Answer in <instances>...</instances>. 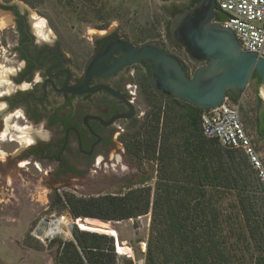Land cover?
Here are the masks:
<instances>
[{
	"label": "trees",
	"instance_id": "obj_1",
	"mask_svg": "<svg viewBox=\"0 0 264 264\" xmlns=\"http://www.w3.org/2000/svg\"><path fill=\"white\" fill-rule=\"evenodd\" d=\"M254 78L260 83L255 71ZM140 81L148 110L119 139L140 174L124 191L65 194L57 201L72 221L121 222L149 215L143 264H264V186L258 172L242 151L202 134L203 110L156 95ZM228 97L235 101L239 96ZM258 137H264V125ZM73 226L71 239L50 241L56 244L55 264H117L112 236L79 229L99 231L94 226Z\"/></svg>",
	"mask_w": 264,
	"mask_h": 264
},
{
	"label": "rangeland",
	"instance_id": "obj_2",
	"mask_svg": "<svg viewBox=\"0 0 264 264\" xmlns=\"http://www.w3.org/2000/svg\"><path fill=\"white\" fill-rule=\"evenodd\" d=\"M70 2L72 6H69ZM70 2L66 0H0V23L4 22L6 25L0 28L1 45L6 48V40L12 39V29L8 21L9 12L2 11L1 6L14 4L22 14L27 11L32 31L35 32L33 27L36 24L43 27L40 34L35 32L38 35L36 39L39 41L57 39L66 51L77 53L81 47L88 48L89 41L98 31L105 30L116 32L135 46L146 42L160 44L169 55L181 61L188 76L196 68L182 48L175 45L167 35V28L174 15L170 14L169 10L173 6H180L182 1L97 0L94 4L85 0ZM93 7L97 9L94 10ZM3 64L5 68L9 66L7 63ZM131 84L137 83L131 82ZM253 86L254 83L251 81L244 94L237 100L240 101L239 111L246 133L259 152L264 166L261 148L263 139L259 138L254 131V110L258 98ZM159 100L164 105L165 99ZM135 105L136 120L141 121L142 114L148 108L140 97L135 100ZM14 120L18 121L19 127H23L17 128L19 132L17 136L24 135L20 132L22 129L31 128L21 117ZM4 121V130L7 132L10 129V117L6 116ZM0 126V134H3V126ZM40 128L39 126L34 130L44 133ZM6 135L5 133L2 137L0 136V264H55L56 244L50 246V241H65L71 238L57 236L40 240L34 235L37 226L46 220L56 218L68 220L72 228L76 227L73 225L86 226V224H79L78 219L73 222L66 208L62 206L63 203L58 202L56 198L64 199L65 194L92 197L118 192L120 189L124 191V186L130 183L132 176L139 175L141 172L138 165L124 154L122 146L115 143L107 154L102 155L100 166H95L94 161L85 167L79 166L75 173L56 175L49 172L50 166H45L29 156L30 146L11 140L17 137L15 135H11L10 141ZM33 142L34 140L32 144ZM147 184L152 186L153 181ZM104 224L115 230L125 253H129L117 254V264H138L145 251L149 215ZM72 228L69 230L70 234ZM79 229L106 234L100 230ZM107 232L110 233V230ZM115 232L112 231L114 239Z\"/></svg>",
	"mask_w": 264,
	"mask_h": 264
},
{
	"label": "flooded vegetation",
	"instance_id": "obj_3",
	"mask_svg": "<svg viewBox=\"0 0 264 264\" xmlns=\"http://www.w3.org/2000/svg\"><path fill=\"white\" fill-rule=\"evenodd\" d=\"M180 1V6L169 10L170 14L200 0ZM1 8L9 12L12 29V39L6 40V48L0 42V125L3 132L4 118L10 117L7 139L19 134L17 128H23L14 120L21 117L33 130L29 156L50 166L49 172L60 176L93 163L115 143L123 148L119 139L136 118L135 100L141 99L142 90L140 80L150 86L148 67L143 63L124 66L113 74L92 75L85 86L84 82L88 63L96 57L109 65L107 45L124 37L102 30L89 41L88 48L81 47L77 53L66 51L57 39H36L27 11L22 14L14 4ZM215 13L217 21H223L224 13L218 9ZM112 57L118 58L119 53ZM3 63L9 66L5 68ZM103 69L99 73L104 75ZM251 81L257 89L258 80ZM150 89L155 93L151 86ZM75 90L81 92L76 94ZM263 117L264 108L258 101L253 119L256 134L262 130ZM39 126L44 133L34 130Z\"/></svg>",
	"mask_w": 264,
	"mask_h": 264
},
{
	"label": "water",
	"instance_id": "obj_4",
	"mask_svg": "<svg viewBox=\"0 0 264 264\" xmlns=\"http://www.w3.org/2000/svg\"><path fill=\"white\" fill-rule=\"evenodd\" d=\"M215 11L216 0H200L175 14L169 23L171 41L181 47L189 61L196 65L190 76L186 75L180 61L160 44L146 42L134 47L128 39L121 38L107 45L105 53L109 65L96 57L88 63L84 86L92 75L105 76L124 66L143 63L148 67L150 86L155 93L177 104L207 110L223 104L228 95L241 96L255 71L261 80L257 89L255 85L253 87L264 108V57L242 51L234 32L217 21ZM117 53L119 57L113 58L112 55ZM102 69L104 75L99 73ZM80 92L74 91L76 94ZM262 139L264 156V137ZM44 226L45 222L37 226L36 237L40 236Z\"/></svg>",
	"mask_w": 264,
	"mask_h": 264
},
{
	"label": "built area",
	"instance_id": "obj_5",
	"mask_svg": "<svg viewBox=\"0 0 264 264\" xmlns=\"http://www.w3.org/2000/svg\"><path fill=\"white\" fill-rule=\"evenodd\" d=\"M216 9L224 13L220 24L234 32L241 50L264 57V0H216ZM239 110V100L225 97L220 106L203 110L201 132L207 138L216 139L225 148L242 151L264 186V166L246 133ZM101 162L102 157H97L95 166H100Z\"/></svg>",
	"mask_w": 264,
	"mask_h": 264
},
{
	"label": "bare ground",
	"instance_id": "obj_6",
	"mask_svg": "<svg viewBox=\"0 0 264 264\" xmlns=\"http://www.w3.org/2000/svg\"><path fill=\"white\" fill-rule=\"evenodd\" d=\"M4 25H5V23L1 22L0 28H2ZM33 29L35 30V32L37 34H40L41 31L43 30V27L41 25L36 24L33 27ZM6 121H8V120H6ZM32 131H33L32 128L22 129L20 132H23L24 135L11 138V140H14V141L19 142V143L24 144V145H29L33 141V137L31 136ZM5 133H6V130H4L3 134H5ZM3 134H0V136L2 137ZM77 222L79 224H86V226L97 227L100 231H102V232H104L110 236L113 235L112 231L115 232V230L113 228H110L109 226H107L106 224H104L103 222H100V221L96 222V220L81 218V219H78ZM70 225H71V223L64 218H56L54 220H52V219L46 220L45 226L43 227V229L40 233V236H38V237L40 240L51 239V238H54L57 236H59L61 238H69L70 237V231H69ZM108 230H110V233L107 232ZM115 236H116V232H115ZM115 239H116L115 247H116L117 254L118 255L129 254L128 252L125 253V251H124L125 249H123V246H121V244L119 243L117 236L115 237Z\"/></svg>",
	"mask_w": 264,
	"mask_h": 264
},
{
	"label": "crops",
	"instance_id": "obj_7",
	"mask_svg": "<svg viewBox=\"0 0 264 264\" xmlns=\"http://www.w3.org/2000/svg\"><path fill=\"white\" fill-rule=\"evenodd\" d=\"M244 94V93H243Z\"/></svg>",
	"mask_w": 264,
	"mask_h": 264
}]
</instances>
